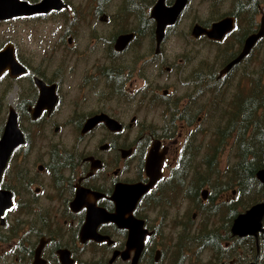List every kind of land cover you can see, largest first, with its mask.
<instances>
[{"label":"flooded vegetation","instance_id":"obj_1","mask_svg":"<svg viewBox=\"0 0 264 264\" xmlns=\"http://www.w3.org/2000/svg\"><path fill=\"white\" fill-rule=\"evenodd\" d=\"M75 1L0 18L39 20L41 40L57 31L27 56L0 40L12 54L0 61L20 66L0 72V137L13 112L23 138L0 176L11 198L0 213V264H264V212L256 230L234 226L264 202L262 192L250 203L240 194L236 142L255 112V75L264 81V34L236 57L264 0H200L210 15L193 17L186 0L160 40L158 0ZM222 18L220 37L192 34ZM184 20L179 35L206 53L198 59L190 45L168 60L164 44ZM233 147L235 159L222 163ZM152 168L156 180L129 210L131 185L146 184Z\"/></svg>","mask_w":264,"mask_h":264},{"label":"water","instance_id":"obj_2","mask_svg":"<svg viewBox=\"0 0 264 264\" xmlns=\"http://www.w3.org/2000/svg\"><path fill=\"white\" fill-rule=\"evenodd\" d=\"M53 1L55 0H42L40 3L37 4H28L24 0H0V18H6L15 14H22L30 11H45L52 5ZM185 2L186 0H176L173 5L167 7L164 5L163 0H158L157 3L154 5L152 9V14L156 17V19L159 22L157 26L158 40H160L163 35L164 25L167 22L172 21L171 19H174L178 15V12L181 10ZM228 19L229 18H225V19L222 18L218 21L213 22L211 28L207 30L204 29L199 24H195L192 29V34L198 35L202 32H206L210 37H216V38L220 37L223 34V32L226 30L225 24L227 23ZM261 20H262L261 25L258 31H256L255 33L251 34L249 37L246 38L243 50L239 54V56L236 57V59H239L243 54H245L248 51V49L252 46L254 41L259 36L264 34V14L261 17ZM4 54H9L10 56H12L11 49L10 48L2 49L0 51V58ZM7 65L14 66L13 72L14 70H17V68L20 67L19 64H17L16 62L13 64H7V63H2L0 61V72ZM22 140H23L22 134L17 126V120L15 114L11 112L5 122L3 134L0 137V176L7 162V158L11 150L17 143L21 142ZM155 170L156 169L154 168L151 169V172L149 173L150 179L146 184L134 183L131 185V188L129 190L130 196L128 197L129 210L133 207L135 200L144 191H146L149 187H151L154 181L156 180L158 176V172ZM257 177L262 182H264V169H260L257 171ZM10 204H11L10 192L6 189H0V213H2L4 208L9 206ZM263 212H264V202L255 203L251 205L249 208H247L245 212H242L237 216L234 226L236 227V229L239 230L240 233L256 230L260 228ZM128 226L131 229H133V227L134 228L136 227V225L133 224V222H131L130 220H128Z\"/></svg>","mask_w":264,"mask_h":264},{"label":"rangeland","instance_id":"obj_3","mask_svg":"<svg viewBox=\"0 0 264 264\" xmlns=\"http://www.w3.org/2000/svg\"><path fill=\"white\" fill-rule=\"evenodd\" d=\"M73 3L75 4L76 7H79L78 3L76 4L75 0H73ZM191 3L193 4V9L191 12L192 17L194 14H197L199 16L210 15V12L208 13L209 7L211 5L210 2L205 3V2H200V0H192ZM77 10H78V16L84 17L83 15L84 10H80L79 8H77ZM64 16L68 17V16H71V14L70 15L65 14ZM44 27H45L44 23H40L39 20H29V19H24V18H17V19L13 18V19H8V20H1L0 21V40L6 39L9 37L14 39L19 53H21V55L27 56L29 54V51H40L42 49L41 43L46 45L47 42L45 39L53 36V33H57V31L53 32V31L47 30L45 32H47L48 34H46L43 40H41L40 34L44 32ZM182 28L184 29V34H185L186 33L185 30H187L186 20H184L177 26L176 36L169 38L164 44L166 53L163 55L166 56V59L172 60L174 54L175 55L181 54L185 50L190 51L189 48L188 49L186 48L187 46H190V45L192 46V50L190 52L196 53V55H198V59L201 56L205 55L206 47L205 48L202 47L199 42L187 41L186 40L187 38L184 36V34L179 35L180 33L179 31ZM196 46H199V47L196 49ZM66 49L67 47L65 45H62L59 48V52H63ZM260 56L261 54L258 56V50H257L255 62H258ZM223 96H225V102L233 98L232 95H230V97L228 98L226 97V94H224ZM1 116H0V122L2 119ZM214 125L209 126V134H207L208 140L212 135L215 134ZM219 158L222 163L224 161L231 162L232 160L235 159V148L233 147L231 151L226 150L223 154L221 152V154L219 155Z\"/></svg>","mask_w":264,"mask_h":264},{"label":"trees","instance_id":"obj_4","mask_svg":"<svg viewBox=\"0 0 264 264\" xmlns=\"http://www.w3.org/2000/svg\"><path fill=\"white\" fill-rule=\"evenodd\" d=\"M260 76V74H256L254 81L255 112L250 119L246 115L242 118L244 125L238 130L236 136L238 175L245 181V184L241 183L240 194H249L252 197L249 203L253 200L256 201V196L261 192L264 194V190L259 187L260 182L255 176V171L260 166H264V81Z\"/></svg>","mask_w":264,"mask_h":264}]
</instances>
